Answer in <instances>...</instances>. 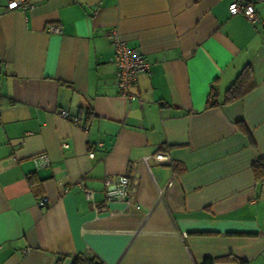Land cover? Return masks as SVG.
I'll list each match as a JSON object with an SVG mask.
<instances>
[{"label": "crops", "instance_id": "obj_1", "mask_svg": "<svg viewBox=\"0 0 264 264\" xmlns=\"http://www.w3.org/2000/svg\"><path fill=\"white\" fill-rule=\"evenodd\" d=\"M230 2L0 1V264H264V0L255 24ZM111 28L149 64L138 100L118 93ZM159 152L170 164L143 161ZM119 176L138 182L128 205L105 199Z\"/></svg>", "mask_w": 264, "mask_h": 264}, {"label": "built area", "instance_id": "obj_2", "mask_svg": "<svg viewBox=\"0 0 264 264\" xmlns=\"http://www.w3.org/2000/svg\"><path fill=\"white\" fill-rule=\"evenodd\" d=\"M2 1V0H0ZM6 12L15 10L23 11L29 7L31 0H3ZM228 13L230 16L241 15L250 24L258 22V16L253 6V0H231L228 5ZM48 31L51 33L58 32V29L54 26H49ZM106 38L113 48V64L115 66V81L119 95L126 100H135L138 98L133 95L130 91L136 85L138 76L145 74L150 75L149 64L145 58L138 53L136 50L127 47L125 42L121 41L114 28H111L106 33ZM140 101V100H139ZM59 116L62 118L67 117L66 111H60ZM76 123V120L73 119ZM66 147V146H65ZM98 148L101 144L97 145ZM89 158L93 157V154L88 155ZM144 162L153 161L156 164H170V159L166 153L159 152L150 157H146ZM35 170L45 168L49 165L48 159L45 155L41 154L33 158ZM106 186L108 187L105 191L106 201H125L126 204H130L134 198V194L137 189V179L135 176H119L113 182L106 180ZM111 186V188H109ZM80 191H83L85 196L90 199L91 194L84 190L79 185ZM47 199L41 198L38 201V206H46Z\"/></svg>", "mask_w": 264, "mask_h": 264}, {"label": "trees", "instance_id": "obj_3", "mask_svg": "<svg viewBox=\"0 0 264 264\" xmlns=\"http://www.w3.org/2000/svg\"><path fill=\"white\" fill-rule=\"evenodd\" d=\"M243 86H244V79H242L241 75H239L236 78L235 82L226 91V94L224 96V102H230L240 99L246 92L245 90H243ZM217 98H218L217 92L214 88H212L211 93L207 97L205 107L212 108L218 105ZM252 172L256 179L260 180L264 178V159H259L256 163L253 164ZM228 259L232 262L242 264L239 260L233 257H229ZM72 264H99V263L95 259H86L82 256H77L73 259ZM203 264H213V261L205 260Z\"/></svg>", "mask_w": 264, "mask_h": 264}]
</instances>
